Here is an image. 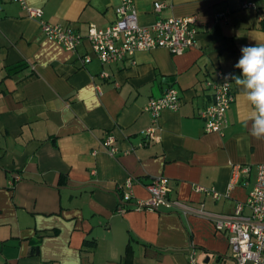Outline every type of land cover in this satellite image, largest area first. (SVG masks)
<instances>
[{
	"label": "crops",
	"instance_id": "obj_1",
	"mask_svg": "<svg viewBox=\"0 0 264 264\" xmlns=\"http://www.w3.org/2000/svg\"><path fill=\"white\" fill-rule=\"evenodd\" d=\"M25 2L42 13L0 0V264H189L192 248L204 257L199 263L234 264L228 233L210 214L233 213L247 199L264 139L251 136V108L233 80L221 131H206L199 111L212 101L207 80L215 71L241 75L234 67L241 47L264 44V0H135L142 24L196 16V44L180 54L139 50L112 63L101 62L86 38L66 49L41 22L83 33L89 23L103 28L120 0ZM170 86L181 106L163 109L160 139L144 143L152 123L144 106ZM108 134L119 148L114 155L101 145ZM240 167L249 170L235 179ZM157 175L169 178L167 200L157 209L134 207Z\"/></svg>",
	"mask_w": 264,
	"mask_h": 264
},
{
	"label": "built area",
	"instance_id": "obj_2",
	"mask_svg": "<svg viewBox=\"0 0 264 264\" xmlns=\"http://www.w3.org/2000/svg\"><path fill=\"white\" fill-rule=\"evenodd\" d=\"M22 4L30 16L42 13V8L28 5L25 0H15ZM155 10L160 11L163 2H155ZM249 5V3H248ZM1 10V7H0ZM196 16H158L150 24L139 22L135 0H120L116 9V19L106 27H98L94 23L87 25L83 33L71 25L53 22H41L45 35L63 45L68 50H74L83 38H86L96 55L103 63L118 62L126 57L133 58L137 51L155 47H166L172 53L180 54L196 44ZM89 55L85 60H89ZM232 74L230 70L219 68L213 78L207 80L212 90V101L200 109L199 114L204 119L205 130L221 131L227 123V112L235 99L232 80H225V76ZM103 77H110L108 72H101ZM100 89V87H99ZM182 100L179 90L170 86L163 94L151 97L144 109L149 111L152 123L143 130L146 143L149 140H159L158 118L163 109L177 110ZM101 145L114 155L119 151L116 138L108 134L101 141ZM248 167L236 168L233 177L236 179L240 171H248ZM128 186L132 184V177L126 180ZM149 197L138 200L136 208L157 209L159 204L167 200L171 190L169 178L165 175L154 176L146 184ZM197 190L206 187L197 185ZM218 196L217 192H214ZM130 200L132 194L127 191L122 196ZM249 211L245 212L244 209ZM122 211V209H120ZM216 229L228 233L229 245L232 248L234 264H264V163L257 164L256 179L245 201H238L233 213L210 214ZM189 264H206L197 261L196 252L192 248L189 252Z\"/></svg>",
	"mask_w": 264,
	"mask_h": 264
},
{
	"label": "clouds",
	"instance_id": "obj_3",
	"mask_svg": "<svg viewBox=\"0 0 264 264\" xmlns=\"http://www.w3.org/2000/svg\"><path fill=\"white\" fill-rule=\"evenodd\" d=\"M241 57L234 65L241 75L228 74L225 80H233L239 86L241 95L251 108L248 120L250 134L264 139V44L243 46Z\"/></svg>",
	"mask_w": 264,
	"mask_h": 264
},
{
	"label": "trees",
	"instance_id": "obj_4",
	"mask_svg": "<svg viewBox=\"0 0 264 264\" xmlns=\"http://www.w3.org/2000/svg\"><path fill=\"white\" fill-rule=\"evenodd\" d=\"M261 28L264 29V14H263V19L261 20ZM85 246H90L93 244V242H90V241H85ZM127 257H128V253H127Z\"/></svg>",
	"mask_w": 264,
	"mask_h": 264
},
{
	"label": "rangeland",
	"instance_id": "obj_5",
	"mask_svg": "<svg viewBox=\"0 0 264 264\" xmlns=\"http://www.w3.org/2000/svg\"><path fill=\"white\" fill-rule=\"evenodd\" d=\"M154 7H155V5H154ZM154 21H155V20H154ZM154 21H153V22H154ZM151 23H152V22H151ZM228 252H229L230 254H232V248H231V247H230V249L228 250ZM196 256H197V255H196ZM198 257H199V259H200L199 261H203L202 258H204V257H203L201 254H198L197 258H198Z\"/></svg>",
	"mask_w": 264,
	"mask_h": 264
},
{
	"label": "water",
	"instance_id": "obj_6",
	"mask_svg": "<svg viewBox=\"0 0 264 264\" xmlns=\"http://www.w3.org/2000/svg\"><path fill=\"white\" fill-rule=\"evenodd\" d=\"M208 260L206 259L205 262H207Z\"/></svg>",
	"mask_w": 264,
	"mask_h": 264
}]
</instances>
